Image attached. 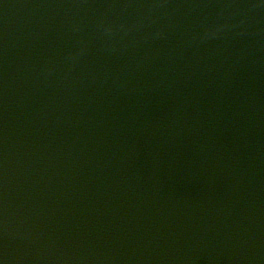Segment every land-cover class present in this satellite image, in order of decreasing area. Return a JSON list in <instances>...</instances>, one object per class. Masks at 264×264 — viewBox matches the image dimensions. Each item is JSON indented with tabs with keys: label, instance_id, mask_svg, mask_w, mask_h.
Returning a JSON list of instances; mask_svg holds the SVG:
<instances>
[{
	"label": "water",
	"instance_id": "1",
	"mask_svg": "<svg viewBox=\"0 0 264 264\" xmlns=\"http://www.w3.org/2000/svg\"><path fill=\"white\" fill-rule=\"evenodd\" d=\"M173 1L0 0V264H109L94 259L111 252L100 230L75 246L79 261L65 248L95 222L136 264H175L166 235L183 218L221 264L238 262L209 193L223 189L225 155L264 163L238 139L264 122V0ZM200 21L221 39L196 33ZM239 209L264 233V212Z\"/></svg>",
	"mask_w": 264,
	"mask_h": 264
}]
</instances>
